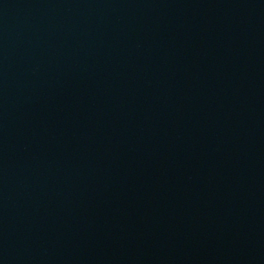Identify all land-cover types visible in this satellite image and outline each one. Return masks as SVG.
<instances>
[{"label": "water", "instance_id": "water-1", "mask_svg": "<svg viewBox=\"0 0 264 264\" xmlns=\"http://www.w3.org/2000/svg\"><path fill=\"white\" fill-rule=\"evenodd\" d=\"M0 264H264V0H0Z\"/></svg>", "mask_w": 264, "mask_h": 264}]
</instances>
